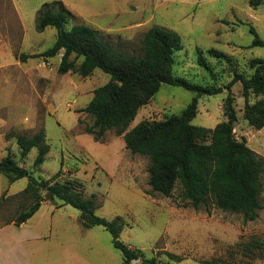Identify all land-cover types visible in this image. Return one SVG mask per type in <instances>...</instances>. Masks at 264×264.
Instances as JSON below:
<instances>
[{
  "label": "rangeland",
  "instance_id": "obj_1",
  "mask_svg": "<svg viewBox=\"0 0 264 264\" xmlns=\"http://www.w3.org/2000/svg\"><path fill=\"white\" fill-rule=\"evenodd\" d=\"M54 1H62L76 17L68 28L87 25L128 54H141L144 35L154 26L180 35L183 49L174 54V75L208 91L163 84L130 129L144 120L181 116L198 94L199 110L191 124L214 129L227 121V86L235 74L250 77L254 73L250 62L264 59V47H253L252 32L264 41V0L259 7H252L250 0H0V161L11 155L37 179L52 180L61 171L58 181H76L86 198L95 195L96 215L120 218L119 240L149 258L165 264L213 259L264 264L263 252L247 249L255 240L264 242V208L257 220L246 222L241 215L215 207L209 212L195 210L182 200L179 185L172 197L152 194L147 157L133 155L113 131L100 142L85 133L94 120L79 111L110 75L100 69L87 78L72 72L60 75L63 51L55 58L20 62L22 53H43L56 43V28L43 33L36 29L42 6ZM210 50L229 59L211 56ZM71 61L79 67L83 59L73 55ZM232 93L238 115L235 135L264 157V128L255 130L245 120L240 82ZM261 98L252 95L249 101L255 104ZM42 130L50 151L37 167L38 149L22 160L16 137H32ZM262 181L264 185V175ZM28 183L23 178L11 184L0 175V243L5 244L0 264H12L13 256L16 264H26V255L31 264H122V252L115 248L111 233L103 226L84 229L81 212L61 200L44 202L27 223L15 226L14 219L28 203L19 196ZM261 202L264 207V193ZM168 253L183 260L173 261Z\"/></svg>",
  "mask_w": 264,
  "mask_h": 264
},
{
  "label": "trees",
  "instance_id": "obj_2",
  "mask_svg": "<svg viewBox=\"0 0 264 264\" xmlns=\"http://www.w3.org/2000/svg\"><path fill=\"white\" fill-rule=\"evenodd\" d=\"M263 0H250L252 7H259ZM76 17L67 10L62 1L44 4L36 19V29L43 33L48 27L57 29L54 46L43 53H22L18 59L26 63L29 59H51L63 51L58 68L60 75L70 72L87 78L96 69L110 75V81L94 90L89 104L79 112L86 113L94 120L86 126L85 133L100 142L106 133L113 131L122 137L126 149L133 155L149 159V185L152 194L172 197L177 185L181 188V198L195 210L212 207L225 212L238 214L246 222L259 218L263 210L261 202L264 185V157L252 150L245 138L239 140L235 135L238 121L236 100L232 87L242 84L245 99L244 118L255 130L264 128V59H254L250 77L235 74L228 84L230 93L224 105L227 121L219 123L214 129L194 126L192 120L198 114L199 94L181 116H173L164 121L144 120L136 127L130 126L139 110L148 105L163 84L182 87L199 93L208 91L188 80L174 75V54L183 49L182 39L176 32L158 26L152 27L143 38L141 54H128L107 43L101 32L84 24L68 25ZM253 47H264V41L256 34ZM209 54L229 59L224 53L210 50ZM83 61L76 67L71 57ZM204 63V58L200 57ZM254 95L262 97L255 104L249 99ZM79 123L82 124L79 119ZM16 142L25 160L32 149H38L35 161L37 167L44 164L50 151L46 143L45 131L32 137L19 134ZM0 175L7 177L9 183L28 178L29 183L19 195L28 203L14 219L15 226L27 223L41 209L46 201L61 200L81 212L80 220L84 229L103 226L113 237L115 248L123 255L122 264H165L156 258H149L136 248L119 240L122 224L120 218L108 220L96 215V196L86 198L81 185L76 181L60 182L61 171L52 179H37L20 165L11 155L0 161ZM2 199L0 200L1 203ZM247 249L259 250L264 254V242L255 240ZM176 262L183 258L168 253ZM201 264H234L222 259L204 260Z\"/></svg>",
  "mask_w": 264,
  "mask_h": 264
},
{
  "label": "crops",
  "instance_id": "obj_3",
  "mask_svg": "<svg viewBox=\"0 0 264 264\" xmlns=\"http://www.w3.org/2000/svg\"><path fill=\"white\" fill-rule=\"evenodd\" d=\"M8 245H9V243H8ZM3 246H5V244H4V243H0V248L3 247ZM12 247L15 248L14 244H13ZM25 257H26V261L24 260L25 263H26V264H31V262H30L29 258L27 257V255H26ZM15 260H16V257L13 256V257H12V264H16ZM18 264H20V262H18Z\"/></svg>",
  "mask_w": 264,
  "mask_h": 264
},
{
  "label": "built area",
  "instance_id": "obj_4",
  "mask_svg": "<svg viewBox=\"0 0 264 264\" xmlns=\"http://www.w3.org/2000/svg\"><path fill=\"white\" fill-rule=\"evenodd\" d=\"M136 262V261H135ZM134 263V262H133Z\"/></svg>",
  "mask_w": 264,
  "mask_h": 264
},
{
  "label": "water",
  "instance_id": "obj_5",
  "mask_svg": "<svg viewBox=\"0 0 264 264\" xmlns=\"http://www.w3.org/2000/svg\"><path fill=\"white\" fill-rule=\"evenodd\" d=\"M217 93V92H216Z\"/></svg>",
  "mask_w": 264,
  "mask_h": 264
}]
</instances>
